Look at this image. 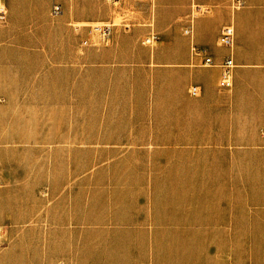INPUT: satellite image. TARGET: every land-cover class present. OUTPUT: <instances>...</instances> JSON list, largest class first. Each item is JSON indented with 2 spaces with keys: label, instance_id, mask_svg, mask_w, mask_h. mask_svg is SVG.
Returning a JSON list of instances; mask_svg holds the SVG:
<instances>
[{
  "label": "crops",
  "instance_id": "obj_1",
  "mask_svg": "<svg viewBox=\"0 0 264 264\" xmlns=\"http://www.w3.org/2000/svg\"><path fill=\"white\" fill-rule=\"evenodd\" d=\"M0 2V70L14 73L17 94L0 99V264L37 263L4 254L5 221L20 223L5 209V135L15 144L21 133L4 126L9 102L35 118L42 112V123L22 134L42 135L45 149L91 152L74 173L56 176L74 184V211L45 213L49 225L81 232L66 241L75 250L44 255L43 264H264V237H244L264 232V97L241 94L233 74L231 92L219 84V65L233 53L218 43L231 24L240 60L263 63L262 0H247L235 18L222 0H195L204 10L193 18H156L155 46L140 42L144 26H116L92 44L68 24L105 16L80 10L78 0ZM53 2L61 8L54 16ZM47 174L52 183L51 165ZM85 229L100 232L86 252Z\"/></svg>",
  "mask_w": 264,
  "mask_h": 264
},
{
  "label": "rangeland",
  "instance_id": "obj_2",
  "mask_svg": "<svg viewBox=\"0 0 264 264\" xmlns=\"http://www.w3.org/2000/svg\"><path fill=\"white\" fill-rule=\"evenodd\" d=\"M263 1L259 5L261 11L264 10ZM78 2V8L84 12L101 11L104 13V20L79 23L70 22L68 24L72 28L82 29L85 35L88 34L93 39L90 41L92 44H98L100 41L104 42L109 36L102 40L90 35L88 29L93 25L110 24L111 31L116 26L125 29L128 27H147L150 31L140 38L141 42L142 38L150 32H153L159 39L156 30V18H193L198 12L204 10V8H197L195 6V0H78ZM222 2V5L227 10L228 18H235L238 11L249 6L247 0H222ZM53 4L59 5L56 2H53ZM0 6L3 7L6 14L5 7L1 2ZM52 6L50 9L52 16L61 13L59 6L60 11L57 14H53ZM71 10H76V7L73 6ZM6 21L5 17L0 20V28L6 25ZM187 28L189 27L183 28V32ZM11 37L12 34L10 35V39ZM10 39L7 45H11ZM158 39L151 45L146 46H155ZM233 41L231 49L233 53L232 60L235 63L232 71L233 82L239 81L241 84L240 93L244 96L259 94L261 97H264V62L248 64L241 61L237 55L236 38ZM213 50L216 51L217 49L213 48ZM13 74V72L8 70H0V99L2 100L5 99L3 97L5 96L11 101L12 96L17 95L12 92L11 81ZM20 74H23V72H20ZM23 77L25 78V75H21L20 79ZM254 80L258 81L254 82ZM252 84L259 86L253 87L251 86ZM228 90L231 92L233 87ZM255 90L257 92H254ZM22 105L23 103L19 102H9L4 109V126H14L21 132L18 136L19 141L15 144L11 142V135H5V209H7L6 212L9 213V216H11V212L18 213L20 223L16 226L12 225L10 221H5L3 233L4 254L33 256L36 258V264H43L44 255L52 256L53 259L55 257L58 258L61 249L64 252L66 249H71L74 245L67 246L68 243L66 244V241L69 239L75 240L77 235L81 234V232H77L72 228L71 225H49L45 221V213L48 212L49 217V211H51V217L54 218L55 213L60 207L71 208L74 211L77 202L74 184H61L56 176L62 170L63 172L67 171L68 173L69 171L74 173L77 158L80 157L86 162L91 157V152H78L75 149L63 151L47 150L45 149L42 135L22 134L28 128L37 126V123H42L43 117L42 112L39 118H35V114L32 111H16ZM66 146L74 147V145ZM50 165L52 183L47 180L49 178L47 167L49 168ZM82 202L86 213L88 211L87 206L91 205V199L84 198ZM95 233L94 235L93 231L88 229L83 231L85 252L90 249L92 239L100 237L98 236L100 232ZM252 234H255L257 238L264 237V232H244V237L251 238ZM73 250H75V246Z\"/></svg>",
  "mask_w": 264,
  "mask_h": 264
},
{
  "label": "built area",
  "instance_id": "obj_3",
  "mask_svg": "<svg viewBox=\"0 0 264 264\" xmlns=\"http://www.w3.org/2000/svg\"><path fill=\"white\" fill-rule=\"evenodd\" d=\"M60 11L59 5L53 4L52 6V13L57 14ZM5 11L3 7L0 6V20L4 19ZM111 31L110 24H103V25H93L90 26L88 29V33L90 35H93L97 37L98 39H105ZM184 33H190V28H187L184 30ZM233 38H234V28L231 24H226L221 27L219 36H218V43L224 47H227L229 49L233 46ZM158 38L153 33L150 32L149 34L145 35L141 43L144 45H151L154 41H156ZM84 43V41H83ZM193 50L196 48L193 46ZM204 64H211V58L209 56H204L203 58ZM220 66V79L219 84L221 86L229 88L232 85V71L234 67L233 60L230 56L226 57ZM198 89L196 86L190 87V94L195 95L197 94ZM261 134L264 136V130H262Z\"/></svg>",
  "mask_w": 264,
  "mask_h": 264
}]
</instances>
